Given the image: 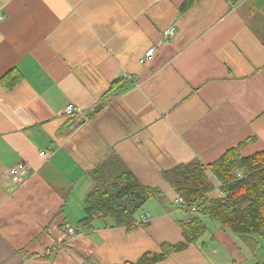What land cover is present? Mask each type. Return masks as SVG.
Masks as SVG:
<instances>
[{
  "label": "crops",
  "instance_id": "crops-1",
  "mask_svg": "<svg viewBox=\"0 0 264 264\" xmlns=\"http://www.w3.org/2000/svg\"><path fill=\"white\" fill-rule=\"evenodd\" d=\"M184 2L0 0V264H124L160 253L183 242L179 221L193 218L176 206L165 171L211 164L248 139L244 157L264 151V0H198L186 12ZM15 70L22 79L10 88ZM69 103L87 120L66 116ZM113 153L163 192L146 205L145 226L115 228L97 214L80 224L89 172ZM19 163L28 173L14 184ZM208 226L201 249L154 264L248 262L238 238Z\"/></svg>",
  "mask_w": 264,
  "mask_h": 264
},
{
  "label": "trees",
  "instance_id": "trees-1",
  "mask_svg": "<svg viewBox=\"0 0 264 264\" xmlns=\"http://www.w3.org/2000/svg\"><path fill=\"white\" fill-rule=\"evenodd\" d=\"M197 1L185 0L181 10L188 11ZM21 79L15 70L7 86L14 87ZM252 141L248 139L227 150L211 164L195 159L165 171L166 181L184 200L186 208L181 209L193 215L179 221L183 242L164 243L160 253H146L137 262L124 264H154L196 245L208 232L209 221L238 238L255 257L264 242V151L244 157L242 149ZM89 176L94 186L85 198V216L80 221L87 228L97 214L103 221L112 220L115 228L134 229L139 226L138 213L163 194L159 188L143 185L115 153L92 169ZM215 181L219 182V193ZM194 206L196 213L191 212Z\"/></svg>",
  "mask_w": 264,
  "mask_h": 264
},
{
  "label": "built area",
  "instance_id": "built-area-1",
  "mask_svg": "<svg viewBox=\"0 0 264 264\" xmlns=\"http://www.w3.org/2000/svg\"><path fill=\"white\" fill-rule=\"evenodd\" d=\"M4 20V16L0 15V23L3 22ZM176 29L175 27H170L166 32H164V38H170L174 33H175ZM157 49L156 48H151L148 52H146L145 57L140 61L141 64H145L148 60L153 59V57L156 54ZM64 114L68 117H72V116H76V117H82L85 120H87L88 117V112L85 108H81V107H77L72 103H69L64 111ZM42 156H47V153H42ZM28 173L27 170V165L24 163H19L15 166H13L10 170H9V174H10V179L14 184H21L26 175ZM238 175L241 176V172H238ZM175 204L176 206H178L179 208H183L185 209V203L184 200L179 196L177 197V199L175 200ZM192 213H196L197 212V207H193L191 210ZM149 221V217L147 215H144L140 218L138 225L142 226L147 224ZM67 232L70 236H75L76 231L74 228H68Z\"/></svg>",
  "mask_w": 264,
  "mask_h": 264
},
{
  "label": "rangeland",
  "instance_id": "rangeland-1",
  "mask_svg": "<svg viewBox=\"0 0 264 264\" xmlns=\"http://www.w3.org/2000/svg\"><path fill=\"white\" fill-rule=\"evenodd\" d=\"M215 186L217 187V188H220V185H219V183L217 182V181H215ZM164 198V196L163 195H161V196H159V197H157V198H154V199H152L153 200V202L154 201H156V200H160V199H163ZM174 203V202H173ZM172 203V204H173ZM175 206V205H174ZM147 206L143 209V210H141L139 213H138V215H137V218L140 220V218L142 217V215L143 214H145L147 211ZM182 210V209H181ZM146 215H148V214H146ZM174 219H178V218H181V219H184L185 217H184V213L182 212L181 214H177V215H174V214H170ZM186 218H187V215H186ZM109 222H111V223H113L112 222V220H108ZM209 234H205L201 239H200V241L201 240H203V241H205V239L206 238H209ZM199 241V242H200ZM198 242V243H199ZM198 243L195 245V246H197V247H199V245H198ZM263 247H264V244H263ZM200 248V247H199ZM239 248V247H238ZM201 249V248H200ZM159 251V250H158ZM152 253H154V252H152ZM207 253V252H206ZM262 249H258V251L255 253V256H256V258H258L257 260H252L251 258H250V252L249 251H247V250H244L243 251V253H242V255L245 257V259H247V263L246 264H253V263H255L256 261H264L263 260V256H262ZM214 258V262H215V264H219L220 263V261L218 260V258L217 257H213ZM232 260H234V258L232 257ZM233 264H239L238 262L237 263H235V262H232Z\"/></svg>",
  "mask_w": 264,
  "mask_h": 264
}]
</instances>
